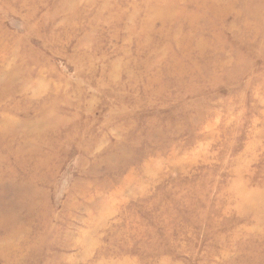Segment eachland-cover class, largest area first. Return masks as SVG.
Listing matches in <instances>:
<instances>
[{
  "label": "rangeland",
  "instance_id": "374dc122",
  "mask_svg": "<svg viewBox=\"0 0 264 264\" xmlns=\"http://www.w3.org/2000/svg\"><path fill=\"white\" fill-rule=\"evenodd\" d=\"M0 264H264V0H0Z\"/></svg>",
  "mask_w": 264,
  "mask_h": 264
}]
</instances>
